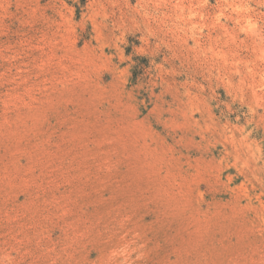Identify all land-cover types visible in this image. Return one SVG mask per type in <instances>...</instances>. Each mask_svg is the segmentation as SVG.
<instances>
[{
  "label": "rangeland",
  "instance_id": "obj_1",
  "mask_svg": "<svg viewBox=\"0 0 264 264\" xmlns=\"http://www.w3.org/2000/svg\"><path fill=\"white\" fill-rule=\"evenodd\" d=\"M0 264H264V0H0Z\"/></svg>",
  "mask_w": 264,
  "mask_h": 264
}]
</instances>
